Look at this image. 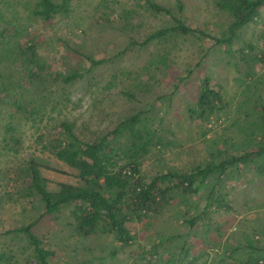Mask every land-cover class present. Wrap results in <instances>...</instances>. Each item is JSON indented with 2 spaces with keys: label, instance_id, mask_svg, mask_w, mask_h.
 Returning <instances> with one entry per match:
<instances>
[{
  "label": "trees",
  "instance_id": "1",
  "mask_svg": "<svg viewBox=\"0 0 264 264\" xmlns=\"http://www.w3.org/2000/svg\"><path fill=\"white\" fill-rule=\"evenodd\" d=\"M19 1L0 0V160L10 158L3 165L1 161L8 179L0 204L28 213L33 211L34 216L28 223L0 231V242L5 236H19L26 243L24 249L30 250L32 264H52L55 251L48 247L49 240L39 234V229L48 217L58 220L68 212L69 225L78 237L120 244L121 247L118 245L114 250L115 254L120 249L129 250L133 245V229L138 223L150 227L156 225L161 217L168 215L176 201L183 202L188 192L202 194L208 189V205L196 206V211L180 226L193 227L199 219L207 218L212 204L218 210L233 212L234 207L228 202L223 186L228 172L254 170L264 180V98L259 94L264 81L251 70L253 65L264 66V45L254 53L249 43L246 49H240L241 56L237 60L229 61L231 73L238 75L234 81L244 89L242 94L235 91L229 97L221 85L218 89L212 87V79L206 76L200 79L194 105L186 107L189 119L200 121L198 128L203 129L202 138L214 129L208 125L217 122L218 127L226 125L223 131L229 129L232 132L223 139L227 148L249 144L250 152L240 148L235 153H226L227 149L219 148L217 137L221 134H218L213 140L216 146L212 148L216 149L217 155L210 153L203 165L196 162L183 168L165 165L153 175L144 169L145 163L150 156L161 161L168 142L164 143L160 133L162 120L157 121L152 115V107L145 106L123 115L111 129L100 133L91 132L90 124L80 123V119L60 120L53 113L61 106L68 108L72 87L88 85L94 80L92 74L97 69L120 60L128 52L187 37H195L201 46L205 40L213 41L214 46H231L246 26L262 17L264 0H214V7L231 18L227 33L216 37L186 23L180 15L184 9L182 1H177L179 12H174L157 0H99L88 5L87 14L77 12L86 0H34L32 4L28 2L29 8L23 12L14 5ZM157 17L167 18L169 25H161L143 40L128 37L130 43L122 51L103 59L95 58L86 48V42H82L84 49L82 44L74 45L72 40L61 38L58 43L64 53L57 60L58 68L44 56V47L35 37L36 32H28L25 28L26 22L29 26L40 23L44 27L47 24L45 29L55 23L67 29L71 25L81 28V36L86 39L92 33L105 36L108 32H116L129 36L134 29L137 31L142 27L147 18ZM26 32L29 38L21 46L18 37ZM169 59V52L153 54L139 71L151 82L158 72L170 67ZM200 66L201 61L196 68ZM195 71H189L186 77L175 78L177 84H173V95ZM119 75L120 78L126 76L125 88L120 93L134 100L137 96L134 92L141 85V75L129 70L126 75ZM25 89L36 90L37 98L17 95L16 90ZM4 91L11 93L7 101L1 98ZM30 129L38 134L34 145H27L25 141L23 131ZM239 133L242 137L237 140L233 135ZM204 145L210 147L213 143ZM194 150L191 146L185 152ZM47 172L64 175L68 180L55 181L46 176ZM253 183L247 182L248 185ZM181 215L177 212L175 218ZM214 233L221 231L218 229ZM257 233L264 236V231ZM234 236L228 239L223 259L211 264H264V245L254 240L249 244L235 242ZM188 237L189 234H174L165 239L168 244L180 242L181 246L172 253L174 256L185 259L190 254ZM154 254L158 257L162 252ZM9 259L7 254L0 255V264H20L19 261L10 263ZM187 263L185 260L183 264Z\"/></svg>",
  "mask_w": 264,
  "mask_h": 264
},
{
  "label": "rangeland",
  "instance_id": "2",
  "mask_svg": "<svg viewBox=\"0 0 264 264\" xmlns=\"http://www.w3.org/2000/svg\"><path fill=\"white\" fill-rule=\"evenodd\" d=\"M33 1L20 0L18 4L14 5L17 10L23 12L28 2L32 4ZM98 1L86 0L77 9V12L87 14L88 5ZM157 1L163 6L171 7L174 12H179L177 1H182L184 9L180 12V15L190 27L201 29L214 37L227 33L231 18L228 14L214 7V0ZM26 25L27 27L25 28L28 32L32 30L36 32L35 37L44 47L46 59L48 61L52 60L54 67L58 68L60 64L57 60L64 53V49L58 43L61 38L72 40V43H75L74 45H81L82 42H86V48L94 54L95 58L103 59L112 57L122 51L130 43L128 37L133 36L143 40L161 25H169V20L165 17L147 18L143 26L138 27L137 31L134 29L129 36L116 32H108L105 36L92 33L91 37L87 39L81 36V28L78 29L79 27L72 25L68 29L55 23L52 24L53 27L47 26V29H45L47 24L44 27L40 23H33L29 26L26 22ZM28 32L22 35L18 33L20 35L18 43L21 46L27 42L29 38ZM263 38L264 10L262 17L255 23L246 26L238 34L231 46H214L213 41L205 40L202 47L195 37L172 39L160 46L159 44L156 46L152 44L141 51L128 52L120 60L100 67L92 74L94 80L88 85L87 83L77 84L72 87L71 91H69L71 92V103L68 108L61 106L53 112L50 105L48 109L50 113L53 112L60 120L77 118L80 119V123L90 124L91 132L100 133L102 130L111 129L119 117L132 114L141 108H145V106L152 107V115L156 117L157 121L162 120L160 133L165 139L164 143L168 142L167 149L162 152L161 161L150 156L145 163L144 169L153 175L159 169L163 170L165 165L171 168L191 166L190 164L193 163L190 162L203 165L206 162L204 159L210 153L217 155L216 149L212 150V148L216 146L213 140L218 134H221L220 137H217L219 148L227 149L226 153H235L240 148L244 152H250L251 147L249 144H246V146L242 145V147L237 145L235 148H227L223 143V139L229 137L232 132L229 129L223 131L222 129L226 125L222 127V124H220L218 127L217 122H212L208 125V127H213L214 129L205 138H202L201 132H203V129L198 128L200 121L190 120L186 107L194 105L200 79L206 76L212 79V87H217L218 89V85H221L222 88L227 90L229 97L233 96L235 91H239V94H242L244 89L240 87L238 82L234 81V78L238 75L235 72L231 73L229 61L237 60L241 56L240 49H246L249 43L254 48L253 52L257 53L264 45ZM82 47L85 49L83 44ZM167 52L170 54V67L163 72H158L156 78L148 82L146 76L141 74L142 72L139 69L145 65L153 54H167ZM200 61L201 66L197 69L196 64ZM241 64L244 63L241 62ZM128 70L135 71L138 75H141L139 80L141 85L134 92L137 95L134 100L120 93L125 88L126 76L120 78L119 74L126 75ZM191 70L195 72L184 84L179 86L173 95L172 90L174 89L175 78L178 76L186 77ZM251 70L262 76L264 81V66L253 65ZM111 80L113 82H110ZM1 83L2 81H0V85ZM35 91L25 89L16 90V93L19 96L25 94L27 97L35 99L38 96ZM10 94L9 91H4L1 93V98L7 101ZM259 94L264 98V84L259 89ZM167 108L170 109L165 113L164 111ZM225 124H229V122H225ZM23 132L27 145H34L38 135L37 132L33 129ZM223 136L224 138H222ZM233 136L238 140L242 137V134L239 133ZM206 142L209 144L213 143V145L210 147L207 145L206 147V144L204 145ZM191 146H194L195 150L186 153L185 151ZM8 159L2 158L0 160V169H2V171L0 170V199L2 197L1 193L6 190L8 179V176L4 175L2 165ZM45 174L55 181L68 180L66 176L54 172ZM248 181H254V183L248 185ZM223 186L227 193L228 202L234 207L233 212L218 210L217 207L215 208V204H212L210 206L211 212L207 218L199 219L193 227L188 224L180 226L183 225L182 222L185 219H189L188 217L192 216L196 211V206L203 208L208 205L206 203L208 189L203 190L202 194L188 192L183 197V202L179 203L176 201L168 215L161 217V221L156 223V225L150 227L144 223H138L137 228L133 229L135 237L133 245L129 250L120 249L115 254L114 250L120 244L112 243L105 239L78 237L74 233L73 227L69 225L71 220L68 212L63 213L58 220L48 217L43 222L41 229H39V234L49 240V244L46 243V245L48 244V247H52L55 251L56 255L51 261L52 264H183L185 260H188L187 264L219 262L226 255L225 248L229 244L228 239L233 235L235 236L232 239L235 242L240 241L249 244L254 240L264 245V236L257 233L264 231V180L262 176L254 170L251 172L243 170L241 173L237 171L228 172L224 178ZM2 204H0L1 232L15 228V226L20 224L28 223L34 216L33 211L28 213V211L12 206H3ZM190 207H194L195 210ZM177 212L182 215L175 218ZM223 227L224 229H220ZM218 229L221 233H214ZM174 234H182L183 236L189 234L187 240L191 245V249L190 254L185 259L179 255L174 256L172 254L178 250L177 246H181L180 242L168 244L165 241L168 235ZM259 235L260 238L258 239ZM162 240L164 241L163 244L158 246ZM23 241L19 236L16 238L5 236L0 242V255L7 254L10 258V263L19 261L20 264H32L31 257L29 259L30 250L24 249L23 245L26 243ZM156 251L162 252V255L156 257L154 254ZM27 260L29 261L26 262ZM221 264L226 263L221 262Z\"/></svg>",
  "mask_w": 264,
  "mask_h": 264
}]
</instances>
